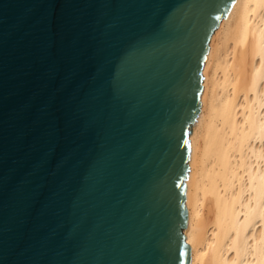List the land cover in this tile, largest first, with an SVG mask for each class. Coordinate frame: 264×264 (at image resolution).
<instances>
[{
	"label": "water",
	"instance_id": "obj_1",
	"mask_svg": "<svg viewBox=\"0 0 264 264\" xmlns=\"http://www.w3.org/2000/svg\"><path fill=\"white\" fill-rule=\"evenodd\" d=\"M233 0H0V264H189V125Z\"/></svg>",
	"mask_w": 264,
	"mask_h": 264
},
{
	"label": "bare ground",
	"instance_id": "obj_2",
	"mask_svg": "<svg viewBox=\"0 0 264 264\" xmlns=\"http://www.w3.org/2000/svg\"><path fill=\"white\" fill-rule=\"evenodd\" d=\"M209 45L188 135L189 264H264V0H233Z\"/></svg>",
	"mask_w": 264,
	"mask_h": 264
}]
</instances>
